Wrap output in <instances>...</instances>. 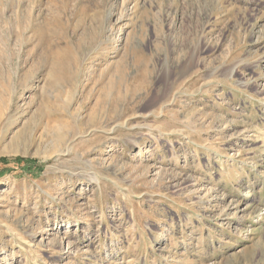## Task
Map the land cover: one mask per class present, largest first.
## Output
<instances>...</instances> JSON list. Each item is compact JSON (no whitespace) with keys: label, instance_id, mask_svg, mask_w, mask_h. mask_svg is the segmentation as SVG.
Returning <instances> with one entry per match:
<instances>
[{"label":"rangeland","instance_id":"obj_1","mask_svg":"<svg viewBox=\"0 0 264 264\" xmlns=\"http://www.w3.org/2000/svg\"><path fill=\"white\" fill-rule=\"evenodd\" d=\"M0 264H264V0H0Z\"/></svg>","mask_w":264,"mask_h":264},{"label":"bare ground","instance_id":"obj_2","mask_svg":"<svg viewBox=\"0 0 264 264\" xmlns=\"http://www.w3.org/2000/svg\"><path fill=\"white\" fill-rule=\"evenodd\" d=\"M63 141V137H57L55 138V143L54 144H51L48 152L54 154V153H57L58 150L56 149L58 145L61 144V142ZM57 150V151H56Z\"/></svg>","mask_w":264,"mask_h":264}]
</instances>
